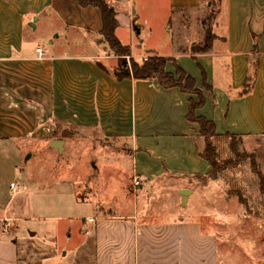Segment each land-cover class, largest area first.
Wrapping results in <instances>:
<instances>
[{"label":"crops","instance_id":"0c3cea01","mask_svg":"<svg viewBox=\"0 0 264 264\" xmlns=\"http://www.w3.org/2000/svg\"><path fill=\"white\" fill-rule=\"evenodd\" d=\"M107 2L116 11L117 37L131 47L129 58H170L166 70H185L204 96L197 116L212 120L220 135L264 137V0H222L211 23L216 38L210 50L199 53L192 52L195 42L186 49L163 53L145 47L140 53L133 41L147 27L145 40L155 36L150 19L159 12L162 28L174 10L196 12L205 2L209 7L210 0ZM40 24L53 32L61 25L72 28L83 48L77 40L62 44L53 32L38 40L33 33ZM102 27L100 9L78 0H0V264L60 263L56 225L28 227L38 217L72 223L66 233L72 244L63 255L69 254V264H219V237L197 219L162 220L154 216V205L144 216L143 202L137 201L126 209L97 211L95 202L78 201L73 179L63 180L67 187L60 184L58 191L72 194L78 212L51 215L46 214L50 202L35 204L39 188L11 186L15 173H32L25 160L35 153L49 155L48 165L57 166L53 153L78 147L95 157L116 143L128 147L132 175L142 179L138 191L163 176L209 175L211 164L199 153L200 124L187 118L198 94L164 87L157 79H119V56L100 42ZM121 35H128L131 44ZM66 130L76 137L65 139ZM56 140L64 141L62 151ZM109 152L103 160L118 155L114 147ZM43 190L49 194L50 189ZM189 190L186 204L196 192Z\"/></svg>","mask_w":264,"mask_h":264},{"label":"rangeland","instance_id":"374dc122","mask_svg":"<svg viewBox=\"0 0 264 264\" xmlns=\"http://www.w3.org/2000/svg\"><path fill=\"white\" fill-rule=\"evenodd\" d=\"M221 1L213 0V5L210 2L212 5L210 7H207V2H205L203 8L196 12L177 13L174 10L172 14L169 13L166 16L162 28L161 17H158L161 12H159L155 16L156 18L151 17L150 19V23L156 30L155 36L145 40L149 27L143 28L142 33L137 34L133 41L135 52L144 53L146 52L144 48L150 47L164 53L171 50L176 51L179 47L189 48L192 42L199 45L203 41L207 26H211L214 21ZM203 20H205V24L201 22ZM167 25L169 26L167 27ZM52 32L51 26L40 24L33 34L38 40H43L49 35L60 34L59 40L62 44H65L69 39L72 40V43L77 40L76 44L83 48V43L78 41V35L72 37V28L67 29L61 25L57 32H53V34ZM52 38L54 37L52 36ZM121 38L127 44H131L128 35H121ZM200 40L201 42L196 43ZM43 44L41 45L43 46ZM71 51L76 52L80 49L73 47ZM141 61H143L142 58ZM69 134L70 131L66 130L63 134V136L66 135L64 138L70 140L76 137V135ZM94 134L96 138L97 135ZM208 142L218 150L213 173L202 177L186 178L163 176L147 182L139 191V186L134 184L135 178L132 175V161L130 159V162L128 159V147L121 143L107 146L105 148L107 151L100 152L104 155L95 154V157L91 155L93 151L88 154V151H83L84 149L77 150L78 147L77 149L69 147L61 155L59 153L51 155L56 158V161L59 160L57 166V162L48 165L49 155L42 152L35 153L32 159L25 160V168L31 170L32 173H26L27 171L15 173L10 180L18 190H27L28 186V190L39 188L40 193L35 194V204L50 202L47 204L46 212L48 213L46 214L78 212V209H75L74 202L76 200L72 194L67 189H63L66 190L65 192L58 191L63 180L69 182L73 179L74 185L78 188V201L95 202L97 211L110 212L116 209H126L129 208V205L133 206L134 201H137L143 202L145 208L142 209V213L144 216L145 213L148 214V207L153 209L154 205L156 208L153 210L156 213L154 216L162 220L171 217L174 219L181 217L197 219L203 224L206 231L215 232L219 237V264H264V192L257 173L260 171L264 174V137L235 139L210 137ZM199 145L201 149L205 148L203 138L199 139ZM112 147L118 152L117 157L109 158L108 161L103 160L109 157V149ZM91 166H99L100 170H93ZM39 170H41L40 173H38ZM45 187L50 189L49 194L43 192ZM181 188H191L196 191L195 194L190 195L187 204H183ZM113 200L116 201L113 203L114 206L108 202ZM39 219V217L37 220L33 218L28 227L32 229L42 227L45 230L51 223L53 228L56 225L58 245L63 248L62 253L58 252L59 264H69V254L64 257L63 255L67 247L72 244V240L66 234L68 226L72 223ZM40 224L42 225L40 226ZM47 242L53 243L49 240Z\"/></svg>","mask_w":264,"mask_h":264},{"label":"trees","instance_id":"16d2710c","mask_svg":"<svg viewBox=\"0 0 264 264\" xmlns=\"http://www.w3.org/2000/svg\"><path fill=\"white\" fill-rule=\"evenodd\" d=\"M81 6H95L100 9L102 14L103 27L101 30L100 42L105 43L110 52L119 56V66L116 71V75L119 79L124 77L134 76L138 79L149 80L157 79L159 83L164 87L177 86L185 92L197 93L199 101L191 99V106L187 118L190 121L198 122L200 124V135L204 138L205 148L199 153L205 157L211 164V171L214 172V166L217 158V148L208 142L210 137H228L231 139L240 138L233 134L220 135L217 132L216 125L212 120L204 116H197L196 110L205 103L203 94L196 88L195 79L188 75L185 70L179 66L175 73L168 72L166 70V64L170 60L168 57L151 55L147 60L138 61L133 59H127L131 56V47L123 44L116 35V29L119 26V22L116 18V11L107 0H78ZM213 5V0H210ZM210 5V6H212ZM209 6V7H210ZM216 15V14H215ZM205 24V20H203ZM216 35L213 33L212 27L207 26L205 30L204 40L196 45L192 46L193 53L207 52L210 50ZM261 179L262 191L264 192V174L257 171Z\"/></svg>","mask_w":264,"mask_h":264},{"label":"water","instance_id":"95a60500","mask_svg":"<svg viewBox=\"0 0 264 264\" xmlns=\"http://www.w3.org/2000/svg\"><path fill=\"white\" fill-rule=\"evenodd\" d=\"M54 144L56 145V147L62 151L63 150V144H64V141L63 140H56L54 142ZM190 192L189 189H182L181 190V194H182V201H183V204H186V201H187V196H188V193Z\"/></svg>","mask_w":264,"mask_h":264},{"label":"built area","instance_id":"2783aa9c","mask_svg":"<svg viewBox=\"0 0 264 264\" xmlns=\"http://www.w3.org/2000/svg\"><path fill=\"white\" fill-rule=\"evenodd\" d=\"M38 52H41V49H40V48H38ZM127 59H129V57H127ZM142 59H143V60H147V59H148V56H143ZM141 181H142L141 178H135V183H134L135 186H140V185H141ZM11 186L14 187L15 184L12 183ZM90 220H92V219H90ZM8 225H9V224L7 223V226H8Z\"/></svg>","mask_w":264,"mask_h":264}]
</instances>
